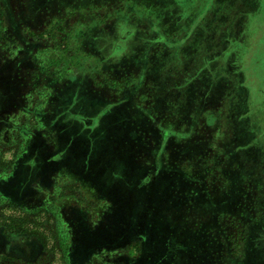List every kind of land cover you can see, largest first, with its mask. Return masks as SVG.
Returning <instances> with one entry per match:
<instances>
[{"label": "rangeland", "instance_id": "rangeland-1", "mask_svg": "<svg viewBox=\"0 0 264 264\" xmlns=\"http://www.w3.org/2000/svg\"><path fill=\"white\" fill-rule=\"evenodd\" d=\"M3 1H11V17L0 21V264H264L257 179L231 195L250 206L246 212H217L205 201L207 193L227 200L238 180L228 170L240 166L235 148L254 135L242 117L248 90L230 70L241 81L246 74L260 103L264 0H130L108 26H97L108 15L96 21L85 8L100 4L110 15L121 2L29 0L15 19L22 0ZM48 9L54 14L38 26L35 16ZM72 12L85 25L65 48L49 33L42 41L31 33L49 32ZM79 39L86 55L79 56ZM53 101L54 122L40 129ZM91 117L94 126H85ZM181 180L196 195L185 215L163 206L184 193L175 187ZM80 216L91 236L77 226ZM244 217L246 239L238 244Z\"/></svg>", "mask_w": 264, "mask_h": 264}, {"label": "crops", "instance_id": "crops-1", "mask_svg": "<svg viewBox=\"0 0 264 264\" xmlns=\"http://www.w3.org/2000/svg\"><path fill=\"white\" fill-rule=\"evenodd\" d=\"M226 3H228V5H229V2L223 1V4H226ZM218 8H219V6L216 9H218ZM221 8H224V6L221 5ZM237 8H238V6L235 5L233 7V10H235ZM204 15H206V14H204ZM227 23H229V22L227 21ZM242 37L245 38L246 36L245 35L244 36L242 35ZM239 42H242V41L240 40ZM237 50H238V48H237ZM230 73H231L233 79L234 78H237L236 81L238 82V84L240 86H242V90L244 92H245V90H248V93L246 92V96L248 98L249 110L245 114L246 119L244 121H246L247 124H249L252 127V132H253L254 135H253L252 140L250 142H248L247 144H245L244 147L235 148L237 155L238 154L240 155V163H239L240 166L239 167H235V168L233 167L234 169L229 166V169L228 170L230 172H232V170H234V172L238 174V177H237L238 180L233 184V186L230 188L229 192L225 195V196H227L229 194L227 196V200L218 199V201H217V200L213 199V198H215L214 196L213 197H208V193H207V196L205 198V201L207 203H210V206L213 207L214 211H215V209H217V212H220L218 210L219 207L222 208L221 211H224V212H227V210L228 211H232V210H236V209H239V210H242V211L246 212V211H248L250 209V206L247 207L246 206V202L241 204V202L239 200L240 198L238 196H237L238 201H233L231 199V195L236 192L235 188L237 190L240 189V187L243 185V183L245 182V180H247L248 178H252V177L253 178L255 177L257 179L256 181L258 183V186L257 185H254L255 191H259L260 193H262V191H264V90L261 89L260 92L257 94L260 97H262L261 102L258 103L256 101V99H255V96L256 95H253L250 92V90L247 88V86H246V80H247L246 74H245V77L242 76L243 81H241V79H240V73L239 74L236 73V75H235V74H233L231 72V70H230ZM62 90H64V88ZM50 105L53 107V105H55L54 104V101L52 103H50ZM56 107H57V105H55L53 107V110L50 109L49 105H48L47 108L45 107V111L42 112V113H45V114L42 115L43 118H41L42 125L39 127L40 129L50 128V126L54 122L55 113L58 112V110H56ZM12 110L10 112H12ZM61 111L63 112V110H61ZM45 116L48 117V120L47 121L46 120L45 121L43 120ZM38 119H40V118H38ZM84 120H85V122H84L85 123V126H87V127L88 126L89 127L94 126V120H93L92 117L91 118H84ZM190 122L191 123L193 122L192 119H191ZM157 126L158 125L154 124L153 127L156 128ZM3 127H8V126L6 124H4ZM191 127H193V126L190 124V128ZM149 130H151V127H149ZM256 143H260L262 145V147H259L258 150L256 149L257 147L255 148V144ZM143 144L144 143H142V145ZM242 154H244L245 158L247 160H249V162H247V161H245V160H243L241 158L242 157ZM248 157H250V158H248ZM250 160H251V162H250ZM229 163L232 164V165H234L233 162H229ZM249 169L252 170V172H250V174L253 175V176H251L250 174H247L246 173V170H249ZM182 171L183 170L180 169L176 173L179 174V175H182ZM224 171H223V173H224ZM222 177H223V179H226V174H223ZM182 183H184V182H182V180L178 184L176 182V186L175 187H177V190H179V191H184V193L176 196V199H175L174 202H173V200L172 201L171 200H168V202L167 201H164L165 204L163 205L164 208L170 209L172 211L175 210L178 214H181V215H182V213H184L186 211H189V209L191 208L192 204H194L195 203V200H196L195 199L196 198V195H194L195 192L193 193L192 191L185 190L186 188H185V186H182ZM197 192L198 193H200V192L204 193L202 189H199ZM254 195L256 197L258 195L257 192H255ZM192 198L194 200H192ZM191 200H192V203L190 202ZM262 200H264V196H262V199L260 200V206L261 207H262L261 204H263ZM216 201L218 202L217 203V206H216V203H213V202H216ZM232 202H235V204L232 205V206L228 204V203H232ZM258 202L259 201L256 200V203H258ZM256 206L257 205H255V207ZM261 209H262V214L264 215V207H262ZM229 213L231 214L232 212H229ZM177 219H179L180 221L182 220L181 218H177ZM249 219H250V217H248V218L247 217H244L242 219V222H244V224L247 225V222L249 221ZM253 219H258V218H256L254 216ZM257 228L259 229V234H262V237L260 238V242H263L264 241V223L260 224L259 227L257 225L256 229Z\"/></svg>", "mask_w": 264, "mask_h": 264}, {"label": "trees", "instance_id": "trees-1", "mask_svg": "<svg viewBox=\"0 0 264 264\" xmlns=\"http://www.w3.org/2000/svg\"><path fill=\"white\" fill-rule=\"evenodd\" d=\"M28 1L29 0H22L21 1V7H22L21 9H23V13L22 14L20 13L19 9L18 10L15 9L14 14H13V16H14L15 19L17 18V14H18V17H20V15L24 16L25 13L28 12V10H29V3H28ZM78 1H80V0H78ZM127 1H130V0H113V5H116V4L119 5V3L120 2L121 3H120V5H119L118 8H115L114 9V14L111 13L110 15L108 13L102 14L101 8H102L103 5H100V4H97L96 5V4H94V5L88 6V5H90L91 0H85L83 2L80 1L78 3V5L85 4V6H88V7L85 8L86 12L91 13V14H89L90 17H91V19L93 17H95V20L96 21H97V17L100 19L104 15H108L110 17L109 20H106L104 22L102 21L101 23H98V25H97V26H103L102 24H105L106 26H108L109 23H111L114 20V18L117 17L116 14L118 12H121V11H124L125 10V6L124 5H126V2ZM74 3H76V2H74ZM8 4H11V1H6L5 2L3 0H0V21H2L3 24L9 23V21H10V18L9 17H11V14H10V12L8 10V7H7ZM53 14H54V11H51L49 9L48 10H45V11H41L38 15L35 16V23L37 24L39 22L37 24L39 26V25H41L44 22L43 20L45 18H47L48 16L50 17V15H53ZM80 15H81L80 13L76 14V12H72V13H69V14L68 13H63L61 16H58V18H60V20H57V22L55 24H52V26H50L51 29L49 30V32H44V29L41 27V31L40 30L39 31L32 30L31 33H35L34 36H36L37 41H42V38H43L42 35L44 33H49L48 34V39H50L52 42L59 43V46L60 45H63V47L65 48L66 45H67V42H69L70 40H73V39H76V41H77V37H79V36L74 37V35L72 34V33L75 32L74 29H76L77 26H80V25L81 26H84L85 25V23L82 22V20H81L82 17L80 19V17H79ZM69 20H71V22H73V24L69 23ZM95 20H94V23L96 22ZM17 22L20 23L21 21L20 22L17 21ZM44 26L46 28H48L47 24H44ZM73 26H74V28H72ZM80 33H83V30L80 31L79 34ZM173 36H174V38H177L176 35L173 34L172 37ZM77 45H78V50L80 51L79 56H81V54L86 55L87 54L86 51L83 50L82 47H81L82 40L80 41V39H79V41L77 42ZM175 50L176 49L174 47H171L170 46L166 50H164V52H165V55L169 57V56H171L173 54V53L172 54H170V53L173 52V51L175 52ZM78 60H79V58H78ZM80 60H81V58H80ZM8 63L11 66L17 64L15 62H8ZM84 65H87V64L83 60H82V64L79 61L78 67L81 68V66H84ZM95 70H96L95 73H100L99 68L97 66H96V69ZM101 74H103V73L101 72ZM189 168H187V169H189ZM184 173H186V171ZM189 174H191V173H189ZM98 200H101V199L98 198ZM101 206H102L101 207L102 210H104V209L105 210L110 209L108 215L110 214L109 216L111 217V214H113L112 209L110 207L106 206L105 204L104 205H101ZM80 210H81L80 213H83L84 215L85 214H88V211L85 210L84 208H81ZM182 214L185 215V213H182ZM85 220H86V217L85 216H80V221L77 224V226L78 225H87V228L85 230L86 235H90L91 236L93 234V231H92L91 227H88L89 225L85 222ZM232 221H236V220H232ZM71 225L74 226L76 224L73 222V223H71ZM237 225L239 227L241 226L240 227L241 230H240V234H239V236H241V237H239V239L237 241L238 244H239V243H241L242 241H244L246 239L245 236H246V233L247 232L245 233V229H247V228H246V225L242 221H238L237 222ZM101 248L102 247H99L97 249H101ZM94 252H96V250ZM97 252H99V250ZM97 252H96V254H97ZM68 256H71L69 252H68Z\"/></svg>", "mask_w": 264, "mask_h": 264}, {"label": "flooded vegetation", "instance_id": "flooded-vegetation-1", "mask_svg": "<svg viewBox=\"0 0 264 264\" xmlns=\"http://www.w3.org/2000/svg\"><path fill=\"white\" fill-rule=\"evenodd\" d=\"M238 30H239L238 33H239L240 35H243V36H244V32H245L244 27H243V28L239 27ZM227 42H228V43H231L230 40H227ZM238 87H239V89L242 90V86L238 85ZM10 113H12V112H9L8 114H10ZM246 113H247V111L244 110L243 115H242V117H243L244 120L246 119V116H245ZM8 114H7V115H8ZM8 121H10V120H8ZM194 123H197V121L194 122ZM6 125H7V124H6ZM7 126H8V125H7ZM6 128H7V127H6ZM241 187H242V186H241ZM240 202H241V204H242V203H245V201H244L243 199L240 200Z\"/></svg>", "mask_w": 264, "mask_h": 264}]
</instances>
